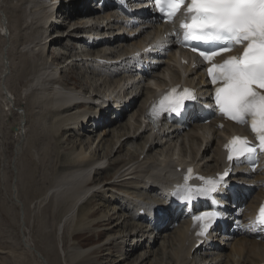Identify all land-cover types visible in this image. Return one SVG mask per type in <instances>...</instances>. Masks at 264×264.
I'll return each instance as SVG.
<instances>
[{
	"label": "bare ground",
	"instance_id": "1",
	"mask_svg": "<svg viewBox=\"0 0 264 264\" xmlns=\"http://www.w3.org/2000/svg\"><path fill=\"white\" fill-rule=\"evenodd\" d=\"M47 3L48 2L46 0H0V31H1L0 32V49H1L0 95L1 96L3 95L4 103H6L8 110L11 111L10 115H12L13 120L18 123V126L29 128L28 136L27 135L25 137L22 136L23 130L16 134L18 140L14 152L18 154L24 152V162L23 163L20 162L22 165V166L20 165L21 167L20 172L19 170H17V183L15 185L9 183L7 186L8 191L11 193V197H15V198L17 193H19V191L18 192L16 191L14 193V190L17 189V186L18 188L20 187V198H22L23 202L21 203L20 201L22 200L20 199V201L15 200V202L12 203V205L14 206H16L17 203H20V206L22 205L19 209L18 206L17 211H15L17 213V215H15V217L17 216L16 222L19 226H20V222H22V224L24 223V228H25L28 220L32 218L33 219L36 218L38 220L39 216L35 217L36 214L34 215L33 212L36 210L37 207H40L39 206L40 204L42 203L44 204L45 202H47L46 209H43V211L41 210L42 213H40L42 214L41 218L38 220L39 221L38 223L40 224L36 223V226H34L35 231H33L35 234V239L37 238L39 240L38 243L41 244L42 248L41 247L40 248L42 249L44 254L40 251L41 249L39 248H38L39 250L36 248L34 249L30 244H28L27 247L31 249L33 253L37 256V260L38 259L40 260L37 261L38 264H62L60 262L59 253H57V250L53 246H51L54 243L53 241L50 240L52 239V236L49 237V234L44 232L45 220L43 221V218H46L47 214H49L50 217L49 221L51 220L53 223H57V224L58 223L60 224L62 222L72 223V228H70L71 229L70 233L72 234L70 235H72V240L74 242H77L76 238H78L79 236H83V235L86 236V233H83L86 230V224L88 226L91 225L93 227L106 228L104 230H107V232L103 230L104 232L101 231L100 233L102 234L101 236L103 238L106 237L105 239L106 244L101 248H98L97 249L98 252H95L96 250L95 249L94 252L91 253L92 255H95L94 253L101 254L104 251L103 249L107 246H114L115 241L117 240V238L115 237L119 234L122 235V233H124L127 230H123V231L119 230L120 228L119 224L114 225L113 228H109L111 224L110 221L117 214L115 212L116 207L113 206V203L111 201H106L109 203V206L107 208L110 209L106 212V214L108 215L111 214L110 218L106 219L105 211L103 214L100 208L96 207L95 203H93V198L94 197L96 198L95 194H93L91 198L84 200L85 198L84 196L88 191L87 186L89 184H93V183L99 185L101 184L99 181L95 180V177L94 179H90L91 174L95 169L94 165L97 164V161L94 158V154H92L89 151L90 150L89 147L85 148L82 140L77 139L78 141L76 143L74 144L69 143L70 140L69 138L71 135L68 136V134L70 131L73 130H75V132H77L76 130L81 132L82 129L80 128V126L84 125L83 123L86 121L85 120L86 115L84 116V114H82L81 112H75V108L77 107L72 109L71 107L64 108L62 105L58 107L54 106L53 103L51 102L52 101L51 98H54L55 96L54 94L58 92V89L55 88L54 93L52 95L50 92L46 93V89H47L46 87L49 84H51V82L47 81V79L46 82H40L39 80L41 76H43L45 79L46 76L45 74L48 72V70L51 69L54 70L52 59L49 58V50L55 47L57 44L61 43L59 38L55 40H51L50 38L53 37L55 34L53 36L50 34L49 36L48 31L45 30L44 28H41V26L38 25L41 24L42 19L44 20L47 19L46 21L48 24L49 17H51V15L54 14V13L51 14L50 11L45 13L37 11V7L46 6ZM85 8L86 10L72 9L73 11L69 13L68 16L65 17V20L66 18L72 19L73 16L81 15L79 16L80 18H78L80 24L84 23L85 17L88 18L93 17L99 20L101 19V21L107 22L108 27L110 29L109 31L110 33H114L115 30L117 31L118 29H121L122 23H118V21L110 22L109 20L111 13L114 12H110V10H108V12L107 11L95 12L94 10L89 8V6ZM82 18L83 20H81ZM35 21H37V23H35ZM101 23L102 22L100 23L98 22L97 27L92 28L93 33L105 31V27ZM79 28L80 26L75 28L72 31V33L73 32L76 33V31ZM53 30L56 31L57 29L54 28ZM107 33L108 32H105L104 34ZM36 42H38V44L40 45V49L38 51L34 50L35 48L34 46L36 45ZM136 42L137 44L142 42L140 36H138ZM76 43L79 44L82 42L77 41ZM168 43H173V41L167 39L166 41H162L161 45H167ZM135 46L136 45L134 46L127 45V40L125 39V37L124 38L115 37L114 39L109 41L101 39L97 42H94L92 49L90 50L87 49L88 51L87 56H94L95 58L99 56L111 60L121 59L122 57L131 53L133 51V47ZM108 47L118 48V51H116L118 52V55L113 56V54L109 52ZM38 53L41 54V56L43 54L42 59H38ZM166 55L168 57L167 59H165L167 61L164 64L166 65V67L167 64L168 67H170V62L171 61L174 62V57L170 51H167ZM61 58L62 57H57L55 59L58 62L60 61L61 63ZM157 61H159V58L155 62ZM160 61L162 62V60ZM123 62H121L120 64H115L112 67H109V72L111 76H117L120 74V66H125ZM11 67H13L14 72H11L10 70ZM158 67L157 65H153L154 69ZM8 70H10L9 71L11 72L10 74L7 73ZM157 73L154 72L153 76L155 77H152L150 81L148 80L149 82L153 83V86L151 85L148 87L144 86L142 85L143 84L142 81L136 84L138 87L134 85V88L137 89L140 88V92L137 98L140 97L141 95H145L143 106L141 107L139 112H137L138 115H141L150 109V107L152 106V104H150L151 98L154 97L156 91L160 87L165 86L167 84L165 79L159 76L156 77ZM50 76H55V74H52ZM56 76H58V74ZM9 81L10 83H12L10 86H9ZM58 81L64 83V85L66 84L67 86L79 87L82 89V91L84 90L86 91V93H88V89L79 86L77 84L78 83L77 80L74 77H70L69 80L68 79L63 80L61 79V77H59ZM35 82L40 87L42 86V88H36ZM22 88L25 89L26 92L25 95L21 93L23 91ZM132 90H133V86H132ZM12 94H14L15 96L14 97L15 101L10 99V95ZM14 107L22 111V113L18 114L14 112L13 111ZM124 111L125 109L123 110V112ZM98 122L99 123H97L96 128H100L99 126H100V122H102V119H99ZM106 124H108V126L102 129L100 128V130L97 132L93 131L92 130L93 128L90 127L85 129L84 133L86 134L97 133L99 137L103 136L102 139L99 140L101 143L105 138V136H108V134L111 133L112 129H114V131L117 130V134L120 133L118 129L121 130L123 129L125 132L122 134V136L127 137V139L125 143H120V144L117 143L118 148L116 153H121L124 149H126L125 147H127L126 145L129 144V142L131 141L137 142L139 139L143 137L144 133L149 132L147 130L140 132L139 128L137 127L138 125L132 127V125L130 126V124L129 125L124 124L123 126V124L120 123V117H118L114 121L110 119L109 121H107ZM195 126H197V124ZM133 129L135 131L132 133ZM199 129H203V127L202 128L194 127L192 130L188 131L182 136L181 133L178 131L170 132L167 133L166 135L165 132L160 134L157 131L154 134V136H152L150 133L151 138L149 139L151 140L148 141H150L151 143L147 144L149 145L147 146L148 147L147 151L153 150L157 146L164 147L167 142H172L175 139H177L176 141H179L180 138L182 140V137H186L187 139L191 138L194 141L195 140L199 141V136H200L199 135L200 133L198 132ZM224 133L225 130L224 131L216 130L212 135L213 140L211 144H214L215 146L213 151L214 157L212 162L216 163V167L213 170H207L206 164L203 166L204 168L200 167L199 164L195 163L196 160L192 159L190 162L193 165L196 164L197 166L195 165V167L197 169L201 171L218 170V165H220V160L222 161L224 159L223 152L220 150L218 146L221 141V135ZM79 136L80 133L77 132L75 137L78 138ZM202 137L204 141H206L204 135H202ZM21 139L23 140L22 142ZM165 139L167 141H165L166 143L164 144L163 140ZM64 140L65 142L68 143L66 146L68 149L76 151V153L72 158L71 165L63 164L62 161L64 156L63 155L61 156V154L57 152L59 150V147L61 148V143L64 142ZM194 143L197 144L196 142ZM111 146L112 144L110 143L108 148H110ZM200 149L201 148H198V154L200 153ZM131 158L132 160H137L139 158L138 153L133 152L131 154ZM167 160L168 161L166 163L169 162V166L170 164H172V168H173L169 170L170 177L175 175L176 173L174 172L175 168L179 166H183L186 162H188V160L185 159L175 161L174 159L170 158ZM83 163H86L87 168L84 169L81 168V164ZM162 163L163 165L160 164L157 165V163H154L152 161L145 167H142L140 165L138 166L139 168L141 167L142 168L140 171L136 172V175L138 174V178L135 179L136 180L135 183L136 184L141 183L145 186L148 185V187L147 186L146 187L150 189L149 194L150 195L153 194V196L155 195L154 197L156 196L157 197L151 199L149 198L150 200L148 203L142 202L144 200L135 203L136 210L128 214L130 216V219L133 220L134 222L138 223L139 220L147 219V217L141 215L139 211L142 208L152 209V207L150 206L147 207V205L149 204L153 205L156 204L157 202L158 203L163 202L159 204L168 207L169 202L167 201L166 197L169 194L166 192V190L168 186L167 183H168L169 175L168 176L163 175L162 171H164L165 169L164 167L165 162ZM127 164H129L127 163V161L120 160L114 163L113 166H115L116 168L120 166L121 168L124 169L127 166ZM78 165H80V167H78ZM128 170L129 168L124 170L122 175L129 173ZM252 177L253 179L259 178V176H255V175H252ZM106 186L101 188L100 193L102 195L108 193L106 191L107 189H105ZM110 187L114 188L115 187L114 183L111 184ZM256 195L257 194L251 197L249 202L250 205L254 202ZM137 196L138 195L136 194L134 196L132 194L131 198L128 197V199H134V197ZM2 205H3L2 207L4 208L3 212L6 213V211H8L9 214L10 209L9 208H8L9 210L7 209L9 205L6 206V208L4 207V204ZM2 207L0 210H2ZM14 209H16V207ZM244 214L246 216L248 212H245ZM150 216L152 220L151 222L156 223L158 220H160L158 218V215L155 216L153 212L150 213ZM170 216L172 215H168V217ZM13 219L16 220L14 216ZM163 219H164L163 223H165L166 220H168L167 217H164ZM172 222H174V220H172ZM187 225H188L187 221L184 220L183 218L180 227L178 229H173L172 231L169 232L170 233L169 237L170 240L172 241L173 246L176 245L175 249L173 248L168 253V258L170 259V261L173 262V264H193L194 263L193 256L199 254L198 249L195 251L196 252L195 254H191V250L190 248H188L189 241L191 240V238L186 237ZM165 227L167 228V225ZM134 231H135L134 228L131 227L130 231L127 234L129 240L128 243L124 242L125 240L124 237L126 235L124 237L123 236L118 237V240L120 238H123L122 242L118 243L119 245L117 244L118 252L122 262L125 259H127V257L131 255H135L136 253H139L141 251H145L146 253L152 254L150 247L145 246L143 243L142 244L139 243V240L137 239V237L139 236H137L134 233ZM155 231L156 230H153V232ZM227 238L228 239L231 238V240L235 242V244L233 245L234 247L230 248L228 254H225V252L219 249L218 251L211 252L207 255V256H212L214 258V259L212 258L214 264H227V263L228 264H259L264 261V240L262 239L260 241H257L255 239L256 237L254 236V232L236 231V233L233 236L229 235ZM23 243L27 244L25 238ZM121 244L122 246H124L123 247L124 250L121 249ZM84 247L85 246L83 244H79L78 248L73 247L72 249H70L68 255L66 256V259L64 260L66 264H73V263L87 264L89 261H91L88 258L90 254L86 253V251L82 249ZM142 254L143 252H141V254L138 257V260L140 259L141 261L140 264H143L145 261L149 259L147 254L145 255ZM26 255H24L23 252L19 254L18 257H16V259H18L19 262L23 261L22 263L24 264L25 261L27 260V257H25L24 259V256ZM223 255L226 257L225 261L220 258ZM205 259L207 258L205 257ZM97 263H99V260L96 262V264Z\"/></svg>",
	"mask_w": 264,
	"mask_h": 264
},
{
	"label": "rangeland",
	"instance_id": "2",
	"mask_svg": "<svg viewBox=\"0 0 264 264\" xmlns=\"http://www.w3.org/2000/svg\"><path fill=\"white\" fill-rule=\"evenodd\" d=\"M68 1L70 2V4ZM80 3H82L81 0H67L66 2H64V4H63L64 7L62 6L61 10L67 11L68 7H70L69 5L72 6V9L80 10V9H82V8H80ZM86 5H88V4L86 3ZM89 8H91V6H89ZM78 18H80V17L78 15H76V16H74V18L72 20L66 21L64 19L63 23L59 27L56 28L57 30H56L55 35L57 38H59L61 43L57 44L55 47H53L49 50V58L53 59L54 57L57 58V56L58 57L62 56V62L63 63L65 62V59L67 57H70V59L72 58L71 59V60H73L72 66L66 68L65 64L63 65V71H65V72L71 71V72H69L68 80L70 77H74L77 80V82H78L77 84L79 86H81L82 88H87L88 90L91 89V92H94V93H101L103 91H108L109 93H111L115 84L117 83V81H119L121 78H123V75L120 74L113 82H111V80L109 78H105V76L100 74L99 70L97 72L96 70H92L90 67L83 65V60H81V59L86 58V56L88 55L87 49L89 50L90 47L88 46V43H86L85 41L82 42L81 40L74 39V37L79 36V35L75 32L72 33V31L75 28H77L78 26H81V25H78L80 23L78 21ZM99 21L101 22V19L100 20L98 19V22ZM103 22H105V21H103ZM103 22L101 23L102 25H103ZM35 23H37V21H35ZM30 25H31V23H30ZM38 25H40V24H38ZM61 27H62V29L59 31V29ZM71 29H72V31H71ZM57 32H58V34H57ZM103 32L105 33L106 29ZM107 34L109 35V34H113V33L108 32ZM118 35H120V34L117 33L114 36V38L115 37L121 38ZM56 37H55V39H57ZM114 38H112V39H114ZM55 39H53V40H55ZM125 39L128 41L130 38L125 37ZM102 40H104V39H102ZM77 41H79V42L81 41L82 43L78 44V43H76ZM106 41H109V40H106ZM132 42L133 41H130V43H132ZM127 43H129V42H127ZM116 50L112 48V51H115V53H111V54H113V56L118 55V52H116ZM0 51H1V49H0ZM67 55H70V56H67ZM42 56H43V54H42ZM42 56H41V54L38 53V59H42ZM89 58H90V56H89ZM122 59H123V57H122ZM125 59H124V61H125ZM166 61L167 60H164L162 62L166 63ZM121 62H123V61H121ZM167 63H169V62H167ZM158 66L159 65H157V67ZM167 68H169L168 64H167V67L165 68V70H167ZM10 70H11V72H14L13 67H11ZM10 70H8V72H7L8 74L11 73V72H9ZM170 70L172 73H174L173 78L176 79L177 73H176L175 69H170ZM161 76H162V73H161ZM62 77L67 78V75L64 74V75H62ZM163 79H165V78H163ZM11 84L12 83H10V81H9V86ZM151 85H153V84H151ZM48 86L46 87L47 88L46 93L49 92L48 88H50L51 85L49 84ZM144 86L148 87L150 85L145 84ZM22 90L23 91L21 93L23 95H25V93H26L25 89L22 88ZM12 96L15 97L14 94H12ZM144 96L145 95H141L140 97H138V99L136 101L132 102V104L130 105L128 110L123 112V114L120 118V123L123 124V126H124V124H128V125L130 124V126L132 125V127L139 125V126H137L139 129H141V130L145 129L144 126H141L139 124V120H138L139 115L137 113L141 109V107L143 106ZM13 100L15 101V98ZM15 108L16 107H14V109H13L14 112H16L18 114L22 113V111L18 110L17 108L15 109ZM10 114H11V111L8 110L6 103H4L3 95L2 96L0 95V201H1L0 209L3 206L2 204H4L5 208H6V206L9 205V207H7V209L9 208L10 209L9 214L11 213L9 216L8 211H6V213L3 212V210H4L3 207H2V210H0L1 211L0 212V264H20V263L23 264L22 263L23 261L19 262V260L16 259V257H18V255L23 253V252H24V255H26V254L28 255V256L27 255L24 256V259H25V257H27V260L25 261V263L29 261L26 264H38L37 261L39 259L37 260V256L27 246H28V244H30V245H32V247L34 249L35 248L36 249L42 248L41 244L38 243L39 240L37 238L35 239V234L33 231H35L34 226H36V223L40 224V223H38L39 222L38 220L42 216V214H40V213H42L41 210L43 211V209H46L47 202H45L44 204L43 203L40 204L39 206L41 208L37 207L36 210L33 212L34 215L36 214L35 217L39 216L38 220L36 218L35 219L32 218V219L28 220L27 224H26L27 227L25 226V228H24V223L22 224V222H20V226L17 224V222H16L17 216L15 217V215H17V213L15 211H17L18 206H19L18 207V209H19L22 205L20 206V203H17L16 206H14V205H12V203L15 202V200H19V201H20V199L22 200V198H20V187L18 188V186H17V189L14 190V193L16 191L17 192L19 191V193H17L16 198H15V197H11V193L8 191L7 186L9 183L12 185H15L17 183V170H19V172H20V168H21L20 165H21V163L24 162V152H21L19 154L14 152L16 144H17V140H18L16 134L23 130L22 136L23 137H25L26 135L28 136L29 135L28 134L29 128L28 127L24 128L23 126L22 127L18 126V123L13 120L12 115H10ZM106 123L107 122H105V121L100 122L99 127L102 129V128L108 126V124H106ZM92 124L93 125L95 124L94 121H91V124H88V126H86V127L90 128ZM92 128L91 129L96 132V130L94 129V126H92ZM118 130L120 131L119 134H117V130L114 131V129H112L111 133L108 134V136H105V138L103 139V141L101 143L99 140H101L103 136L99 137V135H97V133H93V134L87 133L86 134L83 132L84 133L83 134V133L77 131L78 133H80V136L77 138V137H75L77 132H75V130H74V131H70L68 136L71 135L69 138L70 139L69 143H71V144L76 143L78 141L77 139L82 140L85 148L89 147V149H90L89 151L92 154H94V158L96 160H99V162H97V165H96L99 168L97 169L98 175L96 174L95 180L99 181L101 184L96 185L97 187L94 186V187L89 189L90 192H92L94 190L97 191L94 193L96 195V198L95 197L93 198V203H95L96 207L100 208V210L103 212V214L105 211L106 219H108V218H110L111 214H109V215L106 214V212L108 210H110L109 208H107L109 206V203L106 201H111L113 203V206L116 207L115 212L117 214L112 218L109 228H113L114 225L119 224L120 225L119 230H121V231L127 230V231L122 233V235L119 234L115 237V238H117V240L115 241L114 246H107L103 249L104 251L101 254L94 253L95 255H92L91 253L94 252L95 249H96L95 252H98L97 249L101 248L102 246H104L106 244V240H105L106 237L103 238L101 236L102 234H100L101 231H103L106 228H98V227H93L91 225L88 226L86 224V230H85V232H83V233H86V236L85 235L79 236L78 238H76L77 242H74L72 240V235H70V234H72V233H70L71 232L70 228H72V223L71 222H68V223L62 222L60 224L59 223L58 224L53 223L51 220L49 221L50 217H49V214H47V217L43 218V221L45 220L44 232L49 234V237L52 236V239H50V240L53 241L54 243L51 246H53L57 250V253H59L60 262L62 264H66V262L64 260L66 259V256L68 255L70 249H72L73 247L78 248L79 244H83L85 247L82 249L84 251H86V253L90 254L88 258L91 261H89L87 264H96V262L98 260H99V263H97V264H140L141 261H140V259L138 260V257L141 254V252H143L142 255L147 254V256L149 257V259L147 261H145L143 264H173V262L170 261V259L168 258V253L173 248L175 249L176 245L173 246L172 241L170 240V237H169L170 233L167 234L169 237L168 241H167L165 235H162L161 237L160 236L155 237L150 232L145 234V238H147V241H142V240H144V238L143 239L141 238L143 232H141L140 230H143L142 228L144 227V221L140 220V221H138V223H134V221L131 220L130 217H128V215H127L129 210L132 212L135 211L134 204H132L133 201L131 199L127 198L128 195H132V194L135 195L136 194V195H138L137 196L138 198L143 199V200L145 197H147V199L156 198V197H154L155 195L154 196H153V194L148 195V190L145 189V186L143 184H139V183L136 184L135 183L136 182L135 179L138 178V174L137 175L136 174H133V175L130 174V176H129V173H126L125 175H122V173L124 170H126L130 167H131V169H135L139 165L142 167H145L146 165H148L152 161L154 163L163 165L162 162H166L167 159H170V158H174V159L179 158L182 160V159L186 158V156H187L188 158L192 157V159L197 160V157H196L197 154L196 153H198V148H201L204 145V143L207 142V140L204 141V139L201 135L202 133H200L199 134L200 135L199 141L190 140L188 138V140H190L191 142L193 141V142L191 143L186 139L187 141H186L185 145L182 142L183 138H182V140H181V138L179 139V141H176L177 139H175L172 142H168V143H166L164 141V143H166V145L164 147L157 146L153 150L147 151V149H148L147 146H149L147 144L151 143L150 141H148V140H151V139H149V138H151L150 132H147V133H144L143 137L141 139H139L137 142H132V141L129 142V144L126 145L127 147H125L126 149H124L121 153H116L117 148H118L117 143L118 144L125 143L126 139H127V137L122 136V134L125 131L123 129L122 130L118 129ZM134 131L135 130L133 129L132 133ZM140 132H142V131H140ZM153 133L155 134L156 132H151L152 136H154ZM80 137H82V138H80ZM22 141L23 140L21 139V142ZM64 142H65V140H64ZM64 142L61 143V148L59 147V150L57 152L59 154H61V156L62 155L64 156L63 161H62L63 164L71 165L72 158H73L74 154L76 153V151L68 149L66 147L68 143L67 142L64 143ZM194 142H196L197 144H195ZM110 143L112 144V146L110 148H108ZM182 143H183V145H182ZM170 145H171V147H170ZM211 145L213 146L214 144H211V142L206 144V147H207V149L205 151L206 153L204 152V156H202V158L200 160V161L204 160L208 170H213L216 167V163L212 162L213 158L212 159L210 158L211 155H213V157H214V153H212V150L208 151L209 148L211 147ZM214 148H215V146H213V151H214ZM200 151H201V149H200ZM133 152L138 153L139 158L137 160H132L131 154ZM186 152H187V154H185ZM198 157L200 158L201 156H198ZM203 158H205V159H203ZM120 160L121 161H127V163H129V164H127V166L124 169L121 168L120 166L117 168L115 166H113L114 163H116ZM195 163H197V162H195ZM96 166H95V169H96ZM141 168L138 167V171H140ZM133 172H136V170L135 171L133 170ZM90 179H92V177ZM113 183H114L115 187L111 188L112 186L110 187V185ZM104 186H106L105 189H107L106 191L108 193L102 195L100 193V191H101V188ZM108 188H109V190H108ZM20 202L22 203L23 200ZM6 203H8V204H6ZM10 205H12V206H10ZM13 206H14V208L16 207V209H14ZM126 208L128 209V211H124ZM32 209H34V208H32ZM139 213H140V211H139ZM12 215L14 216V218L16 220L13 219ZM145 217H147V216H145ZM148 217H151V216L148 215ZM130 226L133 227L134 230H136L135 234L136 233H137V235L139 234L138 235L139 237H137V239L141 238L142 242L140 244L143 243L145 246L150 247L152 254L146 253L145 251H141L139 253H136L135 255H131V256L127 257V259H125L126 261L124 260L122 262L121 257H120L119 252H118V245H119L118 243L122 242L123 238H120L119 239L120 241H119L118 237H120V236L124 237L126 235L124 237V239H125L124 242H126L128 240L127 234L131 229ZM169 227L170 226H168L167 229H169ZM32 229H34V230H32ZM104 231L107 232V230H104ZM168 232H169V230H168ZM24 238H25V241L27 242V244L23 243ZM83 241L85 242V244ZM78 242H79V244H78ZM234 244H235V242H233L232 245L229 244V245L225 246V251H224V247L223 248L221 247L219 249L222 250L223 252H226L225 254H228V252L230 251V248L234 247L233 246ZM123 247L124 246L121 245L122 250H124ZM12 250H14V251H12ZM40 251L44 254L42 249ZM101 256H102V258H101ZM224 257L225 256H222L221 259H223L225 261L226 259H224ZM73 264H75V263H73Z\"/></svg>",
	"mask_w": 264,
	"mask_h": 264
},
{
	"label": "snow or ice",
	"instance_id": "3",
	"mask_svg": "<svg viewBox=\"0 0 264 264\" xmlns=\"http://www.w3.org/2000/svg\"><path fill=\"white\" fill-rule=\"evenodd\" d=\"M154 9L163 22H173L181 14L180 34H174L178 43L191 48L206 64L210 82L214 85L211 98L213 111L240 125H250L256 143L246 137L234 136L225 145L228 160L254 158L264 153V0H152ZM183 9V11H182ZM216 57H221L216 61ZM193 90H170L154 106L151 115L171 111L178 115L186 102L195 101ZM222 128L223 125H220ZM192 169H188L191 178ZM225 172L217 179H207L203 186L188 184L179 188L176 198L191 202L195 198H207L216 193ZM204 180L205 178L199 177ZM219 212L194 215L200 224L197 235H205L213 217ZM264 229V205L259 207L253 227Z\"/></svg>",
	"mask_w": 264,
	"mask_h": 264
}]
</instances>
